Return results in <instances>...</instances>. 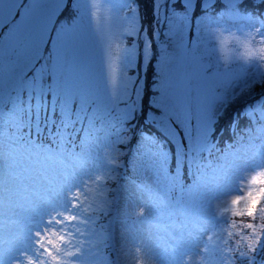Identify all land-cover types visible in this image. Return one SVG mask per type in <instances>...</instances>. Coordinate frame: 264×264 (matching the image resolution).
I'll use <instances>...</instances> for the list:
<instances>
[{
	"label": "snow or ice",
	"instance_id": "obj_1",
	"mask_svg": "<svg viewBox=\"0 0 264 264\" xmlns=\"http://www.w3.org/2000/svg\"><path fill=\"white\" fill-rule=\"evenodd\" d=\"M0 264H264V0H0Z\"/></svg>",
	"mask_w": 264,
	"mask_h": 264
},
{
	"label": "rangeland",
	"instance_id": "obj_2",
	"mask_svg": "<svg viewBox=\"0 0 264 264\" xmlns=\"http://www.w3.org/2000/svg\"><path fill=\"white\" fill-rule=\"evenodd\" d=\"M226 35H227V33H226ZM131 178H132V177H131V173H130V172H129V173H123V172H122V179H121V181H120V184H121V185H124L125 187H128V188L131 189V185L128 183V181H129ZM112 187L117 188L118 186L114 184V185H112ZM121 192H122V191H118V192H116V193H113V195L116 196V197L119 199V206H120V207L123 206V199H122L123 195L120 196V193H121ZM105 222H106V221H105ZM108 251H110V250H108ZM112 258H113V259L115 258L114 254H113Z\"/></svg>",
	"mask_w": 264,
	"mask_h": 264
},
{
	"label": "trees",
	"instance_id": "obj_3",
	"mask_svg": "<svg viewBox=\"0 0 264 264\" xmlns=\"http://www.w3.org/2000/svg\"><path fill=\"white\" fill-rule=\"evenodd\" d=\"M230 135L231 133L227 128V123L225 122V124L221 126V132L218 133L217 138L221 140L224 137H230Z\"/></svg>",
	"mask_w": 264,
	"mask_h": 264
},
{
	"label": "bare ground",
	"instance_id": "obj_4",
	"mask_svg": "<svg viewBox=\"0 0 264 264\" xmlns=\"http://www.w3.org/2000/svg\"><path fill=\"white\" fill-rule=\"evenodd\" d=\"M127 188H128V187H127ZM129 189H130V188H129ZM122 195H123V192L120 193V196H122ZM144 229H145V231L148 230V225H147V224L144 225Z\"/></svg>",
	"mask_w": 264,
	"mask_h": 264
}]
</instances>
